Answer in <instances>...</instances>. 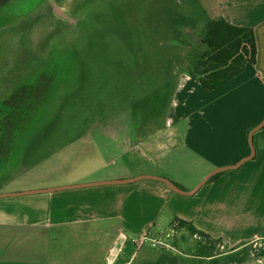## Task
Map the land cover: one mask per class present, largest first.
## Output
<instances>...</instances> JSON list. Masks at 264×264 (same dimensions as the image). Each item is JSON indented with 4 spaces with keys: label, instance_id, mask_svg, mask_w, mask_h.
<instances>
[{
    "label": "rangeland",
    "instance_id": "rangeland-1",
    "mask_svg": "<svg viewBox=\"0 0 264 264\" xmlns=\"http://www.w3.org/2000/svg\"><path fill=\"white\" fill-rule=\"evenodd\" d=\"M176 2L12 0L0 7V152L7 153L11 140L16 141L10 164L0 171V186L18 188L30 177V186L66 185L98 167L129 175L165 166L166 173L176 172L169 165L181 156L170 155L175 147L183 153L186 128L196 119H179L177 84L204 50L200 39L208 23L200 7L189 6L195 26L186 25L175 15ZM206 101L195 110L211 102ZM134 140L142 143L145 156L130 150ZM157 141L166 144L164 150L147 152V145ZM173 219L158 231L182 253L177 255L181 264H211L196 256L201 239L186 228L167 238ZM12 240L0 238V264H106L110 243L77 242L80 251L75 241L63 240L64 257L49 253L53 240L25 248ZM214 247L221 264H253L250 255L243 261V250L235 252L224 243ZM21 249L26 250L22 255ZM148 251L156 260L163 252L143 246L136 264ZM234 256L235 261L225 262Z\"/></svg>",
    "mask_w": 264,
    "mask_h": 264
},
{
    "label": "crops",
    "instance_id": "crops-1",
    "mask_svg": "<svg viewBox=\"0 0 264 264\" xmlns=\"http://www.w3.org/2000/svg\"><path fill=\"white\" fill-rule=\"evenodd\" d=\"M189 6L200 7L208 22L223 17L235 26L253 28L258 55L256 65H248L243 73L214 91H206L199 81L187 74L179 77V119L189 116L196 119L186 128L183 153L175 147V154L170 155L178 158L176 153H179L181 156V160L169 165L176 172L166 173L165 166L164 169L141 170L129 175L117 171L102 172V167H98L94 172L73 176L75 179L66 181V185L52 182L30 186V177L18 188L0 186V195L135 179L131 175H169L173 183L191 191L210 171L237 164L250 156L249 134L264 121V0H177L176 17L195 26L188 18ZM184 7L187 8L185 11ZM200 41L202 43V38ZM205 99L207 103L211 102L205 108L195 110ZM189 106L194 107L186 113L183 108ZM181 122L180 129L184 130ZM237 125L240 130L236 131ZM15 144L16 141L11 140L7 153L0 152V171L10 164L9 154ZM140 144L134 140L130 150L143 155ZM165 147L166 144L157 141L147 145L146 151L159 152ZM254 148L253 160L240 169L208 181L190 197L174 192L163 182L141 180L136 182L139 184L101 185L0 198V238L12 237L20 248L30 242L48 245L53 240L54 247L49 253H57L56 256H64L61 251L63 240L75 241L80 251L82 248L77 242L83 241L86 246L85 242L95 241L101 246L102 242L110 241L106 264H136L140 251L136 241L148 232L159 233L158 228L172 223L175 218L191 223L235 252L247 250L253 264H264V128L254 135ZM93 151L97 154L98 150L94 148ZM186 159L190 160V166L184 165ZM53 232L57 235L52 236ZM25 251L21 249L18 253L22 255ZM147 253L139 264L156 260L149 251Z\"/></svg>",
    "mask_w": 264,
    "mask_h": 264
},
{
    "label": "trees",
    "instance_id": "trees-1",
    "mask_svg": "<svg viewBox=\"0 0 264 264\" xmlns=\"http://www.w3.org/2000/svg\"><path fill=\"white\" fill-rule=\"evenodd\" d=\"M12 0H0V7L10 3ZM186 24H189L186 21ZM203 51L198 52L197 58L193 61V66L187 71V75L199 81L206 91L219 89L244 72L248 65H256L258 48L255 31L249 27H238L223 17L210 20L207 23L204 36L202 37ZM220 176L216 175L209 180L214 181ZM177 187L183 189L175 183ZM178 229L186 228L195 238L201 239L195 250L199 259H210L211 264H221L215 254L214 245L220 244V240H215L209 235L197 230L191 223L175 220ZM208 242V246H203ZM244 259L249 255L247 250ZM247 251V253H246ZM162 252V251H161ZM215 254V255H214ZM234 258L225 259L235 261ZM184 260L169 252H162L157 260L146 264H181Z\"/></svg>",
    "mask_w": 264,
    "mask_h": 264
},
{
    "label": "water",
    "instance_id": "water-1",
    "mask_svg": "<svg viewBox=\"0 0 264 264\" xmlns=\"http://www.w3.org/2000/svg\"><path fill=\"white\" fill-rule=\"evenodd\" d=\"M264 128V121L255 129H253L250 134H249V143L251 146V155L244 158L239 162L238 164L231 165L229 167H224L220 169H216L212 172H210L199 184L198 186L191 190V191H186L183 189H180L173 183L171 180L166 179V178H160V177H155V176H141L139 178L135 179H130V180H118V181H105V182H98V183H92V184H83V185H76V186H70V187H63V188H54V189H48V190H40V191H33V192H24V193H17V194H5V195H0V198L4 197H11V196H20V195H28V194H37V193H43V192H56V191H64V190H70V189H80V188H87V187H95V186H101V185H119V184H130V183H136L141 180H155L159 182H163L166 184L168 187H170L174 192L183 195V196H194L196 195L204 186L205 184L214 176L231 171V170H237L240 169L245 163L248 161H251L254 159L256 152L254 148V135L262 130Z\"/></svg>",
    "mask_w": 264,
    "mask_h": 264
},
{
    "label": "built area",
    "instance_id": "built-area-1",
    "mask_svg": "<svg viewBox=\"0 0 264 264\" xmlns=\"http://www.w3.org/2000/svg\"><path fill=\"white\" fill-rule=\"evenodd\" d=\"M178 228V224L174 223L172 226V234L167 235V238H173V232H176ZM164 234L159 232L158 235H154L152 232H148L144 234L140 239L136 241L139 248L143 246H149L152 249H159L164 252L173 253L174 255H182V253L178 250L175 244L167 242L163 239Z\"/></svg>",
    "mask_w": 264,
    "mask_h": 264
}]
</instances>
